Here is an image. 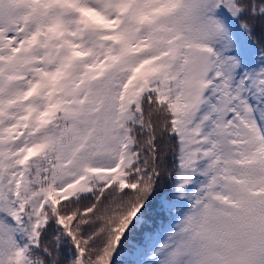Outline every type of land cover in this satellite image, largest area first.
Instances as JSON below:
<instances>
[{
	"label": "snow or ice",
	"instance_id": "6c2138e0",
	"mask_svg": "<svg viewBox=\"0 0 264 264\" xmlns=\"http://www.w3.org/2000/svg\"><path fill=\"white\" fill-rule=\"evenodd\" d=\"M0 264H264V0H0Z\"/></svg>",
	"mask_w": 264,
	"mask_h": 264
}]
</instances>
